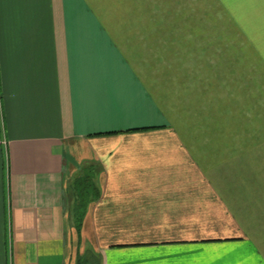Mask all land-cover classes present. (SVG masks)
Wrapping results in <instances>:
<instances>
[{
	"label": "crops",
	"instance_id": "0c3cea01",
	"mask_svg": "<svg viewBox=\"0 0 264 264\" xmlns=\"http://www.w3.org/2000/svg\"><path fill=\"white\" fill-rule=\"evenodd\" d=\"M222 2L0 0V264H264V53Z\"/></svg>",
	"mask_w": 264,
	"mask_h": 264
},
{
	"label": "rangeland",
	"instance_id": "374dc122",
	"mask_svg": "<svg viewBox=\"0 0 264 264\" xmlns=\"http://www.w3.org/2000/svg\"><path fill=\"white\" fill-rule=\"evenodd\" d=\"M263 0H223L222 6L232 10V12H222L221 21L223 22L222 35L226 36L228 32H232L233 37L238 38L239 53L243 45L245 38H249L254 42L253 52L255 54L264 53V13L261 12H250L255 9H263ZM249 12H247V9ZM234 11V12H233ZM229 21L235 22L236 29L232 30L225 28V22L228 24ZM257 59H255L256 63Z\"/></svg>",
	"mask_w": 264,
	"mask_h": 264
},
{
	"label": "trees",
	"instance_id": "16d2710c",
	"mask_svg": "<svg viewBox=\"0 0 264 264\" xmlns=\"http://www.w3.org/2000/svg\"><path fill=\"white\" fill-rule=\"evenodd\" d=\"M77 191L79 195V201L81 202L78 209V213L80 214V212H83L85 202L94 191L89 174L86 175V177L78 180Z\"/></svg>",
	"mask_w": 264,
	"mask_h": 264
}]
</instances>
